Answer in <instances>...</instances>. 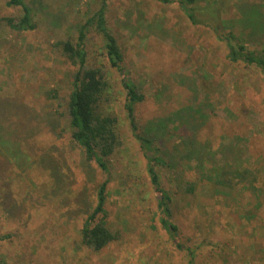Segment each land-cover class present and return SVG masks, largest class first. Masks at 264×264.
<instances>
[{
    "label": "rangeland",
    "instance_id": "rangeland-1",
    "mask_svg": "<svg viewBox=\"0 0 264 264\" xmlns=\"http://www.w3.org/2000/svg\"><path fill=\"white\" fill-rule=\"evenodd\" d=\"M7 1L0 0V18L19 16ZM26 2L36 31L0 24V264H264V75L232 64L226 44L192 25L177 4L107 0L125 76L112 70L94 31L87 53L107 73L109 111L119 120L106 202L119 239L94 252L81 230L107 177L71 140L60 117L65 105L58 108L49 93L58 90L65 103L75 69L53 45L77 36L72 26L103 0ZM245 7L264 14V0H225L222 15L239 19ZM251 29V41L264 42ZM122 79L145 95L136 106L139 133L174 167L158 172L173 196L171 222L182 248L162 228ZM189 182L197 194L185 193Z\"/></svg>",
    "mask_w": 264,
    "mask_h": 264
},
{
    "label": "trees",
    "instance_id": "trees-1",
    "mask_svg": "<svg viewBox=\"0 0 264 264\" xmlns=\"http://www.w3.org/2000/svg\"><path fill=\"white\" fill-rule=\"evenodd\" d=\"M154 1L162 5H179L192 25L210 28L216 39L226 44L227 59L232 64H242L257 69L264 75V42L251 41L246 34L250 27L252 28L250 37L253 34H264L262 9H246L245 7V9H241L239 19H225L222 15L225 0ZM106 2L107 0H103V5L98 11L82 23L79 22L72 26L70 30L73 33L76 32L77 36L70 35L53 45L75 69L70 72L72 89L65 103L62 102L64 100L59 96L58 90L52 89L49 93V98L57 102L58 108L61 109L65 105L60 117L66 121L71 140L81 148L86 160L94 162L107 177L97 188L95 206L81 230L82 244L94 252L102 251L119 239V235L110 228L109 214L106 209L109 176L111 175L110 163L121 146L118 133L119 120L115 114L109 111L112 100L109 95L111 85L107 80V73L103 66L91 65L87 53L88 37L94 31L104 42L103 49L112 70L114 69L120 75L125 76L124 55L116 35L108 25ZM6 6L20 9L21 14L17 17L0 18V24H4L18 33L37 30L38 24L34 19L33 10L26 0H8ZM122 86L126 92L124 110L131 130L140 142L141 150L147 160V172L158 197L162 228L168 231L175 240L176 246L182 248V245L176 242L178 227L171 222L173 196L171 191L162 186L158 172L159 168L173 170L174 167L169 164L167 157L154 139L139 133L136 106L145 100V95L128 81L123 80ZM215 179L219 180L217 177ZM183 189L187 194L198 193L196 183H186ZM4 239L5 237L0 236V241ZM190 264H194L193 259Z\"/></svg>",
    "mask_w": 264,
    "mask_h": 264
}]
</instances>
